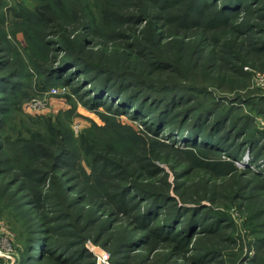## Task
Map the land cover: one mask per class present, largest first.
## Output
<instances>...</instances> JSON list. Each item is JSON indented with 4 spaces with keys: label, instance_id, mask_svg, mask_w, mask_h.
Here are the masks:
<instances>
[{
    "label": "trees",
    "instance_id": "trees-1",
    "mask_svg": "<svg viewBox=\"0 0 264 264\" xmlns=\"http://www.w3.org/2000/svg\"><path fill=\"white\" fill-rule=\"evenodd\" d=\"M44 1L43 8L15 14L21 23L12 20L23 36L33 32L43 40L42 51L50 46L62 51L51 65L39 67L44 82L85 80L92 91L90 107L105 101L115 113L146 122L153 138L144 141L146 147L128 146V161L110 144L101 147L104 154L93 146L78 154L70 135L58 145L53 142L56 152L40 139L12 143L4 135L1 113L16 105L14 77L26 64L9 54L2 14L0 68L11 69L0 75V97L5 101L9 95L7 107L0 106V156L16 150L23 162L13 167L7 158L0 164V199L24 224L18 264H94L84 245L89 235L108 248L112 264H130L140 250L158 245L193 264L221 262L223 249L199 240L226 235L232 227L229 215L200 204L202 197L182 186L187 173L199 166L233 177L237 188L231 202L264 191V126L250 129L253 117L237 115L239 103L264 115V93L215 95L222 87L232 89V83L216 77L241 72L245 57L260 59L264 67V0H83L81 8L68 0ZM46 34L55 37L46 40ZM108 47L114 48L111 55ZM167 155L181 158L174 172L179 200L153 161ZM246 156L253 169L237 165ZM67 166L73 175L54 172ZM248 174L253 178L244 181ZM210 199L216 201L215 195ZM252 217L262 218L263 226L251 230L257 233L252 243L264 246V203L248 208Z\"/></svg>",
    "mask_w": 264,
    "mask_h": 264
},
{
    "label": "rangeland",
    "instance_id": "rangeland-1",
    "mask_svg": "<svg viewBox=\"0 0 264 264\" xmlns=\"http://www.w3.org/2000/svg\"><path fill=\"white\" fill-rule=\"evenodd\" d=\"M68 1L72 2L74 7L81 8V4H84L86 0ZM43 2L45 1L0 0V16L3 14L4 17L2 24L6 32L7 46H9V51L11 52L9 54L14 57V61L26 64L23 65V69L18 70L17 76L14 77L18 78L16 80L19 83L14 93L18 100L16 105L7 107L8 103L6 99L9 95H5V101L3 95L0 97V106H4L5 104L7 107L1 113V117L5 119L7 126V131L4 135L8 134L12 143L13 141L24 143L22 140L27 139L29 142L40 139L39 141L43 145H46L47 148L50 149L53 146L52 152H56L58 149L56 146L54 147V143L58 145V143L60 144L64 138L70 135L72 137L71 145L77 149L78 154H82L87 146H93L96 152L104 154L101 147L110 144L115 153L121 155L125 161H128L132 154V149L126 150L128 146L136 142V144L138 143L142 147H146L144 141H149L153 138L148 133L145 126L146 122L141 123L139 120L130 119L128 115L115 113L112 107L105 101L99 105L90 107L88 103L92 96V91H89V85L85 84V80L81 78L69 79L64 83L58 81L57 83L46 84L44 82V75L40 74L38 69L41 65L44 67L51 65L55 59L53 57L60 56L62 51L56 50L51 46L49 50H45L47 49L45 48L42 51V47L40 46L43 40L33 32L27 34V36H23L20 27L16 28L12 24V20L17 21V23L22 22L21 18L16 17L15 14L18 12L25 14L27 11L34 12L40 7L43 8ZM47 35L44 39H53L55 37V35ZM97 46L94 45L92 48H96ZM111 48H107V55H111V51L114 49ZM240 63L242 64L241 72H231L223 77H216L218 80L225 78L224 81H221L223 83H226V80H228L227 83H232V89L230 87H222V90H215V95L232 97L238 93L247 94L248 92L254 93V91L256 94L257 92L264 93V67L261 66L260 59L256 60L245 57ZM5 68H0V75H5L11 69L8 67L7 70H4ZM215 83H217L216 80ZM34 100H40L42 105L31 109L29 104ZM226 103L228 102L226 101ZM237 111V115L244 116L250 114L253 117L250 129L253 126V129L261 130L263 128V114L256 113L252 108L243 103L238 104ZM140 138L143 139L140 141ZM10 150L6 149L4 155L0 156V164H5L8 160L7 158H10L14 165L12 163L9 164L13 167H18L23 160H18V158H21L18 151ZM30 152L34 153L32 150ZM24 154L26 156L28 153ZM170 156L167 155V157H163L165 159H154L153 161L161 168L162 173L165 174L170 194L179 200L177 193L174 191V185L177 182L174 172L179 170L181 158L176 156L172 158ZM247 159L248 157L246 156L243 160L236 161V163L241 168L249 165L253 169V165L248 164ZM46 161L49 163L50 159H46ZM62 171L65 172L66 176L74 174V171L69 169L68 166L66 169L54 170L55 173ZM13 173L14 170H10L7 175L10 177ZM187 174L184 177V185L182 186L184 191L201 196L202 198L199 203L211 210L225 211L232 222V227L230 230H227L226 235H213L212 238H206L205 240H203L204 236L200 237V240H203H199L200 243H211L223 249L224 254L222 256L224 258L221 262L211 264H264V246L256 247L252 243L257 238V233L255 231L251 232V230L259 231L263 228L261 225L262 218H248V208L262 206L264 203V191L256 193L252 191V193H246V195L250 194V197L231 202L232 193L237 188L233 177H229L228 174L223 175V173H210L199 166L193 167L192 171ZM79 178L82 177L79 176ZM243 178L245 181L246 178L253 177L251 174H248ZM142 180L146 181L148 179L143 178ZM70 181L72 182L73 180L67 182L71 183ZM255 182L256 180L253 181V183ZM12 188H16V186ZM73 195L70 194L69 196ZM211 195H215L216 201L212 202L210 199ZM241 201L244 202L242 203L243 205L239 203ZM4 204L7 205L6 200L0 199V264H18V260L20 259L19 252L23 246L25 234L24 224L22 225L20 221H17L18 219L15 215L10 213L12 206L8 207L7 205L6 207ZM28 206L25 205V208H28V210L30 208L31 212H39L35 207ZM87 206L83 210V216L86 215ZM66 210H73L75 214V209L67 208ZM29 216L30 218L32 217L31 213ZM38 220H40L39 217ZM226 236L230 238L224 240L223 237ZM84 245L89 248L94 264L96 262L91 250L92 245L98 246L105 251L108 255V264H112L110 251L105 246H102L100 241H94L89 235L85 239ZM137 255L139 256H134L131 259L130 264H193L191 259L179 257L182 255H178L173 249L169 251V246L167 245H163L162 247L158 245L149 252L145 248V250H140V253ZM88 260L90 259H87L86 262Z\"/></svg>",
    "mask_w": 264,
    "mask_h": 264
},
{
    "label": "built area",
    "instance_id": "built-area-1",
    "mask_svg": "<svg viewBox=\"0 0 264 264\" xmlns=\"http://www.w3.org/2000/svg\"><path fill=\"white\" fill-rule=\"evenodd\" d=\"M41 105L42 103L40 100H34L32 103L29 104L31 109H35ZM91 250L94 254L96 264H108V255L105 251L95 245L91 246Z\"/></svg>",
    "mask_w": 264,
    "mask_h": 264
}]
</instances>
